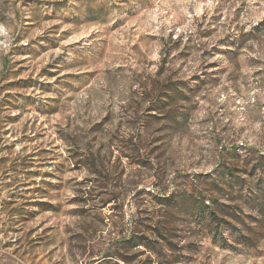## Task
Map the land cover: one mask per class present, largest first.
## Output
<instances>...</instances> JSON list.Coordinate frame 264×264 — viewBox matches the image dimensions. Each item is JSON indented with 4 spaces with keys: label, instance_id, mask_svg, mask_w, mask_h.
Listing matches in <instances>:
<instances>
[{
    "label": "rangeland",
    "instance_id": "rangeland-1",
    "mask_svg": "<svg viewBox=\"0 0 264 264\" xmlns=\"http://www.w3.org/2000/svg\"><path fill=\"white\" fill-rule=\"evenodd\" d=\"M263 197L264 0H0V264H264Z\"/></svg>",
    "mask_w": 264,
    "mask_h": 264
},
{
    "label": "trees",
    "instance_id": "trees-1",
    "mask_svg": "<svg viewBox=\"0 0 264 264\" xmlns=\"http://www.w3.org/2000/svg\"><path fill=\"white\" fill-rule=\"evenodd\" d=\"M6 64V62L4 61L3 65ZM230 171V169H228ZM263 202H264V197H263ZM199 203H200V206L202 208H205L206 210H208L210 212V215L211 216H218V214H216V212L214 211V208H213V203L211 202H208L207 203V200L203 197H200L199 199ZM136 240H131L133 241L134 245L136 246H139V245H142L144 244L145 242L143 241V239L141 237H136L135 238ZM138 239V240H137ZM165 239V238H164Z\"/></svg>",
    "mask_w": 264,
    "mask_h": 264
}]
</instances>
